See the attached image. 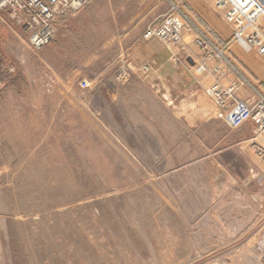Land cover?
<instances>
[{"label":"rangeland","instance_id":"1","mask_svg":"<svg viewBox=\"0 0 264 264\" xmlns=\"http://www.w3.org/2000/svg\"><path fill=\"white\" fill-rule=\"evenodd\" d=\"M167 9L92 0L40 51L3 17L0 54L16 68L0 90V264H264L262 185L193 160L195 136L159 107L84 105L82 80L127 83L125 35Z\"/></svg>","mask_w":264,"mask_h":264},{"label":"crops","instance_id":"2","mask_svg":"<svg viewBox=\"0 0 264 264\" xmlns=\"http://www.w3.org/2000/svg\"><path fill=\"white\" fill-rule=\"evenodd\" d=\"M176 1L184 5L215 40L225 44L231 39L232 26L215 11V0ZM153 14L134 24L123 39L125 58L128 61L125 65L130 77L135 78L127 83L118 80L92 82L91 89L84 91L85 107L98 109L99 113L117 114L123 111L119 105L126 104L127 98L142 101L139 111L155 114L159 107L168 117L179 121L184 129L181 135L195 136L193 160H212L218 167L233 169L232 179L236 185H262L263 194L258 191L254 199L259 201L258 205L264 216V135L258 132L257 125L252 120L233 129L217 117V107L204 91L213 79L194 77L188 72L189 64H194L199 59V51L194 44H187L181 53L185 63L179 65L170 60L168 49L158 39L143 38L146 29L157 25L164 13ZM229 52L249 82V85L240 87L238 96L253 104V88L260 87L264 90V56L256 50L246 51L238 44H232ZM143 65H148L150 72L141 73L140 68ZM112 97L116 99L114 102H103L105 98ZM68 103L73 105L74 110L76 98L68 97ZM96 104L99 107H93ZM151 144L149 140V149Z\"/></svg>","mask_w":264,"mask_h":264},{"label":"built area","instance_id":"3","mask_svg":"<svg viewBox=\"0 0 264 264\" xmlns=\"http://www.w3.org/2000/svg\"><path fill=\"white\" fill-rule=\"evenodd\" d=\"M92 0H0V22L3 17L12 19L28 33V43L40 51L49 46L57 35V20L65 11L76 13ZM167 12L157 25L149 26L143 38L158 39L170 52V60L185 63L181 53L192 43L199 51L198 61L189 64L188 71L194 77L212 78L204 91L217 107V117L229 127L236 129L249 120L257 124L264 135V90L254 87L253 104L238 96L241 86L249 85L241 69L230 56L232 44L246 51L256 50L264 56V0H215L214 8L219 16L232 26L231 39L222 44L176 0H167ZM15 66L0 54V90L5 81L15 73ZM141 73L150 72L148 65L140 68ZM121 81L130 78L127 65L120 69ZM120 82V80H119ZM81 89L92 87L88 80L80 82Z\"/></svg>","mask_w":264,"mask_h":264},{"label":"trees","instance_id":"4","mask_svg":"<svg viewBox=\"0 0 264 264\" xmlns=\"http://www.w3.org/2000/svg\"><path fill=\"white\" fill-rule=\"evenodd\" d=\"M13 254H14V252H13ZM9 264H25V263H23L22 261H21V262H18V261H12V262H10Z\"/></svg>","mask_w":264,"mask_h":264}]
</instances>
